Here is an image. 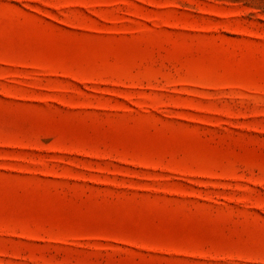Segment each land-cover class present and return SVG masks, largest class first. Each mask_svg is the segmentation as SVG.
I'll list each match as a JSON object with an SVG mask.
<instances>
[{
	"label": "rangeland",
	"instance_id": "374dc122",
	"mask_svg": "<svg viewBox=\"0 0 264 264\" xmlns=\"http://www.w3.org/2000/svg\"><path fill=\"white\" fill-rule=\"evenodd\" d=\"M0 264H264V0H0Z\"/></svg>",
	"mask_w": 264,
	"mask_h": 264
}]
</instances>
